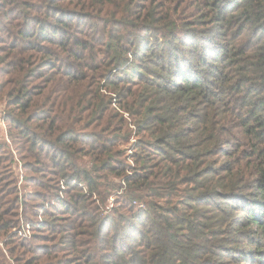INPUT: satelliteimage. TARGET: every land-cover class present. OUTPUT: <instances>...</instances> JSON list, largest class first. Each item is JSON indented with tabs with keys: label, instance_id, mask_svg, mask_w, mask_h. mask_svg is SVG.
Masks as SVG:
<instances>
[{
	"label": "trees",
	"instance_id": "obj_1",
	"mask_svg": "<svg viewBox=\"0 0 264 264\" xmlns=\"http://www.w3.org/2000/svg\"><path fill=\"white\" fill-rule=\"evenodd\" d=\"M0 3L11 59L26 42L46 53L41 69L59 84L65 76L69 114L42 115L49 118L44 132L75 119L89 123L94 141L85 147L126 183L109 189H122L127 216L110 208L98 218L79 185L69 194L73 208L58 203L82 221L65 239L83 264H264V0ZM36 41L56 47L53 62ZM24 79L16 77L9 93L20 114L34 100ZM43 84L61 92L51 78ZM100 86L130 117L138 167L123 166L113 150L108 137L127 139L129 130L122 116L105 117L111 97L96 102ZM40 109L50 111L38 106L32 113ZM70 132H59L56 144L68 142ZM76 173L91 193L99 191L88 172ZM2 211L0 219L8 213Z\"/></svg>",
	"mask_w": 264,
	"mask_h": 264
},
{
	"label": "rangeland",
	"instance_id": "obj_2",
	"mask_svg": "<svg viewBox=\"0 0 264 264\" xmlns=\"http://www.w3.org/2000/svg\"><path fill=\"white\" fill-rule=\"evenodd\" d=\"M116 2L120 4L121 0ZM1 15L0 10V185L3 186L0 192L5 190L0 195V208H5L2 212L8 213L2 215L0 219V264H83L82 255H76L65 239L66 235L76 232L71 230L74 223L82 221L78 220L73 213H66V208H62L60 204L59 209L58 203H67L69 208H73L70 207L72 205L69 194H74L75 185H79L86 195L88 208L96 207L97 210L94 213L98 218L105 216L110 208H116L120 214L127 216L126 209L122 208V204L126 202L120 200L122 189H118L119 191L109 189L113 185L119 186L126 183H123L121 177L99 167V161L103 156L97 154L95 157L90 153V149L85 147L87 146L84 145L85 142L94 141L91 138L92 127L89 123L83 126L79 119H75L71 123L69 121L57 124V129L51 134L44 132L49 126L47 124L49 118L45 122L42 119H46L51 114L53 116L54 111L59 116L61 112L69 114L68 109L62 106L63 98L67 96L63 87L66 81L65 76L59 74L62 78L59 84L48 69H41V62L47 57L46 53L40 50L32 51L26 42L18 50L20 57L11 59L12 42L6 39L3 32L9 27ZM35 44L39 48L40 46L49 48L50 60L53 62L56 47L41 41H36ZM22 50H25L24 53ZM54 62L55 66H58L59 63ZM12 65L25 69L21 72H12ZM23 74L29 81L24 79ZM56 74H58L57 71ZM16 77L25 80L23 88H28L29 95L34 96L32 105L25 114H20L19 107L14 106L9 94ZM47 78H51L53 86L61 90L59 94L53 92L52 88L42 87ZM88 89L90 87L83 90L86 92ZM76 91L74 87L73 94ZM98 91L99 97L95 99L96 102L99 100L107 102L108 98L103 96L111 97L105 108L108 110L105 117L112 114L111 112L116 113L117 119L122 116L129 130L127 139H122V133H114L108 137L115 145L113 150L119 153L117 158H120L123 166L138 167L134 158L140 154V151L135 147L137 135L131 125L130 117L114 102L118 99L116 96L106 92L103 86H100ZM79 94L81 92L77 91L76 96ZM38 106L48 108L50 111L40 109L32 113ZM80 114L84 116L82 112ZM65 129L71 131L68 134L70 138L68 142L60 146L73 154L69 161L65 158L68 152L61 151L60 146L56 144L57 134L65 132ZM33 141L35 143L31 147ZM94 144L93 147H101L100 143ZM104 146L106 145H102L100 149L102 150ZM78 169L88 172L96 184H100L98 194L91 193L83 184L84 181L79 182L76 173ZM126 174H129V171L126 170ZM79 178L81 180V176ZM136 205L142 206L139 203ZM67 227L71 231H66ZM79 237L82 245L88 244V236L78 235V239ZM83 250L80 249L81 252H84Z\"/></svg>",
	"mask_w": 264,
	"mask_h": 264
}]
</instances>
